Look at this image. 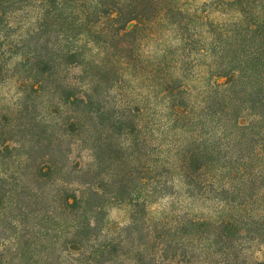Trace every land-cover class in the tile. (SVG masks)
<instances>
[{"label":"trees","instance_id":"1","mask_svg":"<svg viewBox=\"0 0 264 264\" xmlns=\"http://www.w3.org/2000/svg\"><path fill=\"white\" fill-rule=\"evenodd\" d=\"M3 75L0 264H264V0H0Z\"/></svg>","mask_w":264,"mask_h":264},{"label":"rangeland","instance_id":"2","mask_svg":"<svg viewBox=\"0 0 264 264\" xmlns=\"http://www.w3.org/2000/svg\"><path fill=\"white\" fill-rule=\"evenodd\" d=\"M181 1L186 2L190 6H194L208 0H181ZM170 40L172 39L167 38L166 42L170 43L171 42ZM150 45H154V44L151 43ZM14 94H15V88L12 84V81L6 79V75L0 76V116H3V114L4 117L5 115H9V108H11L10 103L14 101ZM210 205L211 203L209 202L196 201L192 203L190 206L191 209L194 210V212H199V213L203 212L204 214H208L211 208ZM169 206H170V201L168 198H163L151 202L148 205V209H147L148 215L152 218H160L164 214L171 211V208H168ZM129 217H130L129 206L127 204L122 203L108 210L106 224L109 226V228H118L128 224ZM1 237H2V233L0 232V243H1ZM56 249L59 248L56 247ZM63 256L69 257L67 256V253L63 254ZM248 256H252L257 260L263 261L264 263V247H257V246L254 247L248 253Z\"/></svg>","mask_w":264,"mask_h":264}]
</instances>
